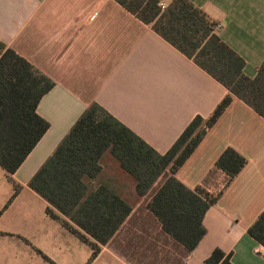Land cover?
<instances>
[{
    "label": "crops",
    "instance_id": "obj_1",
    "mask_svg": "<svg viewBox=\"0 0 264 264\" xmlns=\"http://www.w3.org/2000/svg\"><path fill=\"white\" fill-rule=\"evenodd\" d=\"M190 1L218 23V35L244 58L245 74L255 77L264 60V0ZM0 42L55 82L37 108L50 127L13 174L21 190L35 194L29 180L90 103L98 102L165 153L196 115L208 117L229 93L116 0H0ZM227 147L248 163L206 212V235L190 253L162 230L146 207L149 195L141 197L135 180L110 153L104 155L96 181L128 199L133 210L93 259L108 253L122 264H206L220 248L234 264H264V246L247 231L264 209V117L234 96L176 176L191 189L219 190L225 174H209ZM108 155L119 169L110 167L102 181ZM42 200L46 213L49 204Z\"/></svg>",
    "mask_w": 264,
    "mask_h": 264
},
{
    "label": "trees",
    "instance_id": "obj_2",
    "mask_svg": "<svg viewBox=\"0 0 264 264\" xmlns=\"http://www.w3.org/2000/svg\"><path fill=\"white\" fill-rule=\"evenodd\" d=\"M162 38L224 85L229 93L208 117L196 115L165 153H160L98 102L83 111L28 182L48 202L46 213L92 249V258L108 244L133 207L104 182H97L108 152L147 197L148 210L162 230L190 253L206 235L204 217L248 163L227 147L214 164L224 185L211 191L189 188L176 176L236 96L264 117V60L255 77L245 60L218 35V23L190 0H116ZM55 82L16 50L0 42V166L10 181L46 133L50 123L38 111ZM208 176V177H209ZM163 178L161 184H156ZM17 184V190L21 186ZM153 194L150 195L152 189ZM11 200V199H10ZM248 234L264 246V209ZM206 264H234L231 253L215 248Z\"/></svg>",
    "mask_w": 264,
    "mask_h": 264
},
{
    "label": "rangeland",
    "instance_id": "obj_3",
    "mask_svg": "<svg viewBox=\"0 0 264 264\" xmlns=\"http://www.w3.org/2000/svg\"><path fill=\"white\" fill-rule=\"evenodd\" d=\"M111 161L109 155L104 158L102 181L110 167L119 169ZM16 190L15 180L10 181L0 166V264H122L108 253L93 259L87 245L47 218L41 197L29 189L13 196Z\"/></svg>",
    "mask_w": 264,
    "mask_h": 264
},
{
    "label": "built area",
    "instance_id": "obj_4",
    "mask_svg": "<svg viewBox=\"0 0 264 264\" xmlns=\"http://www.w3.org/2000/svg\"><path fill=\"white\" fill-rule=\"evenodd\" d=\"M161 5H162V7H165V4L164 3H162ZM218 27H219V25H218Z\"/></svg>",
    "mask_w": 264,
    "mask_h": 264
}]
</instances>
